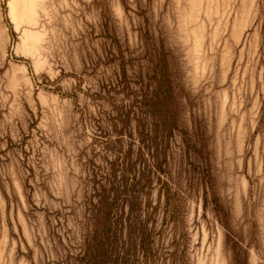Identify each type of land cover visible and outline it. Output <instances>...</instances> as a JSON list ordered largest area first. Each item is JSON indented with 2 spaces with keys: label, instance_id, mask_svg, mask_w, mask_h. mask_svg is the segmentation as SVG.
<instances>
[{
  "label": "rangeland",
  "instance_id": "rangeland-1",
  "mask_svg": "<svg viewBox=\"0 0 264 264\" xmlns=\"http://www.w3.org/2000/svg\"><path fill=\"white\" fill-rule=\"evenodd\" d=\"M0 264H264V0H0Z\"/></svg>",
  "mask_w": 264,
  "mask_h": 264
},
{
  "label": "water",
  "instance_id": "water-1",
  "mask_svg": "<svg viewBox=\"0 0 264 264\" xmlns=\"http://www.w3.org/2000/svg\"><path fill=\"white\" fill-rule=\"evenodd\" d=\"M3 11H4V14L6 15V9H5V7L3 8Z\"/></svg>",
  "mask_w": 264,
  "mask_h": 264
}]
</instances>
